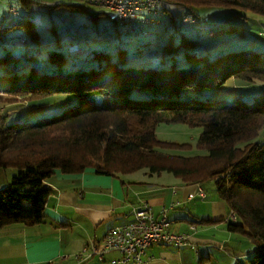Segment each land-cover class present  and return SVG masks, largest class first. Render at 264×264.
I'll return each mask as SVG.
<instances>
[{
    "label": "trees",
    "instance_id": "obj_1",
    "mask_svg": "<svg viewBox=\"0 0 264 264\" xmlns=\"http://www.w3.org/2000/svg\"><path fill=\"white\" fill-rule=\"evenodd\" d=\"M163 1L164 6L180 4L187 10L237 6L264 15V0ZM105 55L107 60L90 70H69L63 52L52 51L50 59L59 62L53 72L39 73L34 67L11 77L0 74V100L37 103L34 116L32 112L28 119L0 125V166L18 170L0 190V227L46 220L53 192L46 180L56 170L81 173L94 168L115 176L148 169L199 184L214 177L218 194L238 215L232 228L257 242L247 264H264V142L257 141L264 130V98L204 97L216 95L232 78L264 82L261 52L249 48L212 61L188 53L189 62L170 67L132 66L124 62V53L119 61ZM56 94L75 96L62 107L47 101ZM164 121L201 126L198 146L207 154L162 151L189 145L160 139L158 126Z\"/></svg>",
    "mask_w": 264,
    "mask_h": 264
},
{
    "label": "rangeland",
    "instance_id": "obj_2",
    "mask_svg": "<svg viewBox=\"0 0 264 264\" xmlns=\"http://www.w3.org/2000/svg\"><path fill=\"white\" fill-rule=\"evenodd\" d=\"M188 14L195 20L185 22L184 16ZM117 15L114 10L90 5L86 0H0V74L11 77L34 67L39 73L53 72L59 62L50 59L52 51L63 52L65 67L69 70H90L107 60L105 53H109L113 61H119L124 53V62L128 65L144 67L181 66L189 62L188 53L212 61L225 53L251 48L264 56V15L245 8L201 5L187 10L180 4L164 6L163 1L159 12L153 15L159 20L147 25V35L119 32L116 30ZM114 16L115 27L112 29L111 25L107 29ZM151 25L154 26L150 29ZM174 26L178 29L175 32ZM113 30L118 33L116 37L124 39L115 40ZM187 38L196 42L190 44ZM183 40L185 42L175 46ZM223 89L227 91L222 93ZM223 89L216 95L204 97L241 95L249 101L264 98V82L260 80L246 83L232 78ZM74 96L56 94L47 101L66 107ZM24 99L15 103L0 100V125L9 126L28 119L32 112V116L35 115L36 101ZM47 107L42 108L47 110ZM202 130L201 126L185 122L164 121L158 126L160 139L189 145L161 150L184 156L207 154L206 149L198 146ZM257 141L264 142V130ZM17 172L14 166H0V190L9 186ZM202 185L209 195L219 196L214 177L207 178ZM234 233L245 243L241 252H253L257 248V242L247 234L240 230ZM251 256L242 257L241 264H247Z\"/></svg>",
    "mask_w": 264,
    "mask_h": 264
},
{
    "label": "crops",
    "instance_id": "obj_3",
    "mask_svg": "<svg viewBox=\"0 0 264 264\" xmlns=\"http://www.w3.org/2000/svg\"><path fill=\"white\" fill-rule=\"evenodd\" d=\"M115 16L107 29L115 27ZM115 32L112 37L122 41ZM46 185L53 192L44 222L0 227V264H109L122 253L110 251L101 259L92 254L93 247L103 245L112 227L132 221L135 210L145 202L157 217L164 207L174 204L168 211L172 228L189 232L191 238L183 247L154 243L143 264H241L242 257L254 252H241L245 243L232 228L238 220L230 218L228 204L220 195L206 192L203 198L198 194L202 184L186 182L170 172L141 169L114 176L94 168L81 173L56 170ZM201 218L210 221L200 223ZM85 249L88 255L78 257Z\"/></svg>",
    "mask_w": 264,
    "mask_h": 264
},
{
    "label": "built area",
    "instance_id": "obj_4",
    "mask_svg": "<svg viewBox=\"0 0 264 264\" xmlns=\"http://www.w3.org/2000/svg\"><path fill=\"white\" fill-rule=\"evenodd\" d=\"M90 5L100 8H107L118 13L116 30L129 34L137 32L140 35H147L148 24L156 21L153 15L157 14L163 5V0H87ZM195 18L188 14L184 16L185 22L194 21ZM25 41V39H23ZM198 194L206 197L205 189L199 185ZM190 193V197H194ZM179 203V202H178ZM174 204L171 205L173 207ZM171 207H164L162 214L157 217L152 205L145 202L134 212V219L127 224L112 227L104 238L101 247L94 246L92 254H97L105 259L106 253L117 250L122 253L120 259H112L109 264H125L135 262L146 263L147 249L154 243H168L178 247L190 243V233L175 231L172 222L168 218V211ZM230 218L238 220L235 211L230 212ZM88 255L86 249L78 257Z\"/></svg>",
    "mask_w": 264,
    "mask_h": 264
}]
</instances>
